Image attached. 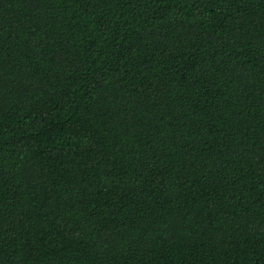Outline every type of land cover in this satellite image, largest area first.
Returning a JSON list of instances; mask_svg holds the SVG:
<instances>
[{"label":"trees","instance_id":"1","mask_svg":"<svg viewBox=\"0 0 264 264\" xmlns=\"http://www.w3.org/2000/svg\"><path fill=\"white\" fill-rule=\"evenodd\" d=\"M0 264H264V0H0Z\"/></svg>","mask_w":264,"mask_h":264}]
</instances>
